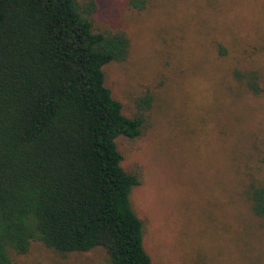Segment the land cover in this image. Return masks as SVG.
I'll list each match as a JSON object with an SVG mask.
<instances>
[{"label": "rangeland", "instance_id": "374dc122", "mask_svg": "<svg viewBox=\"0 0 264 264\" xmlns=\"http://www.w3.org/2000/svg\"><path fill=\"white\" fill-rule=\"evenodd\" d=\"M94 2L96 31L131 38L105 85L133 117L154 95L141 137H119L122 166L140 179L130 199L153 264H264V230L245 196L264 185V94L235 70L264 78V0ZM226 55H222V48ZM23 264H110L97 249L66 259L35 242Z\"/></svg>", "mask_w": 264, "mask_h": 264}, {"label": "trees", "instance_id": "16d2710c", "mask_svg": "<svg viewBox=\"0 0 264 264\" xmlns=\"http://www.w3.org/2000/svg\"><path fill=\"white\" fill-rule=\"evenodd\" d=\"M130 4L143 11L148 0ZM96 9L0 0V264H23L35 242L61 259L101 249L110 264H153L130 199L141 182L123 168L117 139L142 136L154 95L136 98L133 117L122 113L104 67L128 59L131 38L96 31ZM234 75L264 94L257 71ZM245 196L264 230V185Z\"/></svg>", "mask_w": 264, "mask_h": 264}]
</instances>
